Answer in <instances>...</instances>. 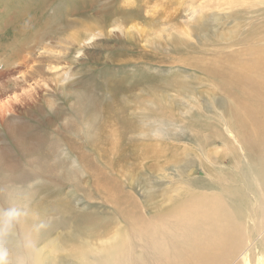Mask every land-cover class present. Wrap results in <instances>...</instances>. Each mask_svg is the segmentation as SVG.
<instances>
[{"label": "rangeland", "instance_id": "1", "mask_svg": "<svg viewBox=\"0 0 264 264\" xmlns=\"http://www.w3.org/2000/svg\"><path fill=\"white\" fill-rule=\"evenodd\" d=\"M11 45L27 49L0 76L14 82L0 105H31L14 121L19 139L0 128V207L24 213L10 252L88 264L122 241L138 264H162L156 245L202 224L205 202L179 194L211 195L234 167L200 135L227 134L231 107L260 102L220 67L264 53V0H0V73Z\"/></svg>", "mask_w": 264, "mask_h": 264}, {"label": "bare ground", "instance_id": "2", "mask_svg": "<svg viewBox=\"0 0 264 264\" xmlns=\"http://www.w3.org/2000/svg\"><path fill=\"white\" fill-rule=\"evenodd\" d=\"M41 32L33 37L34 40L40 36ZM25 44L29 48L30 42ZM22 48V45L18 47L11 45V50L8 49L10 53L4 59V67L6 68L0 73L1 77L5 71L13 68V63L17 62L27 49L26 47L23 51ZM229 61L231 66L222 65L220 68L228 69L227 77L232 85L237 87L243 82H247L250 94L259 97L260 102L231 107L225 124L227 134L213 128L210 130V135L205 139L200 135L203 145L204 142L217 141L227 148L226 153L228 152V154H224V158H231L229 161H232L234 167L228 173L229 178L226 181L214 185L216 188H213L214 186L209 187L216 189L213 194L209 191L211 195L207 193L196 194V184L191 191L179 194L181 199L183 198V204L199 206L202 204L201 201L205 202V207L202 209L203 217L197 216L202 224L198 225L199 222H197V226H187V228L185 226L186 230L181 231L182 240L179 243L172 242L169 238L162 245H156L158 255L153 259L162 264H194V261L195 264H233L234 262L248 264L257 249L264 255V53L247 58H241L239 55L229 59ZM224 72L222 69L218 70L220 74H224ZM11 83L14 82L1 83L0 93L9 88ZM31 98L34 100L36 97ZM31 98L26 100L24 98L22 101H28ZM30 105L31 103L29 105L26 103L0 105L3 121L0 122V128L4 129L6 134L9 132L13 139L18 138L14 130L22 132L20 128H14V121L19 118V110L24 109L28 112ZM101 126L90 139L97 147L102 146L100 140L104 138V128L102 129ZM160 136L157 133V137ZM212 154L206 155L210 161L213 160ZM226 168L221 166V173L226 171ZM203 170L210 171L205 165H203ZM250 220H253L252 226ZM121 242L115 244L114 251L111 250L113 257L109 260L105 258L107 253L104 257L92 258L88 264H138L137 261L139 260L134 261V257L132 258L130 254V247L132 248L128 244L130 242L127 243L128 245ZM239 255L242 257L241 260L238 258ZM32 262V264L40 263L35 259H32Z\"/></svg>", "mask_w": 264, "mask_h": 264}, {"label": "clouds", "instance_id": "3", "mask_svg": "<svg viewBox=\"0 0 264 264\" xmlns=\"http://www.w3.org/2000/svg\"><path fill=\"white\" fill-rule=\"evenodd\" d=\"M23 216L24 213L20 208L0 207V264H25L24 259L13 256L7 246L9 238L14 235L17 226L22 223ZM31 246V241H29V247Z\"/></svg>", "mask_w": 264, "mask_h": 264}]
</instances>
